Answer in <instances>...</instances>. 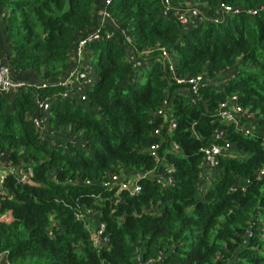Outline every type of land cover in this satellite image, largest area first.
Returning <instances> with one entry per match:
<instances>
[{"label": "trees", "instance_id": "obj_1", "mask_svg": "<svg viewBox=\"0 0 264 264\" xmlns=\"http://www.w3.org/2000/svg\"><path fill=\"white\" fill-rule=\"evenodd\" d=\"M98 2L0 0V60L24 79L63 75ZM171 2L201 14L183 26L173 13H162L161 0L108 4L119 27L88 46L95 74L88 100L51 105L50 125L79 133L83 147L41 140L29 118L32 86L0 94V158L6 155L13 166L0 187V264H264V176L258 175L264 165V0ZM122 31L132 37L133 58ZM158 47L175 53L178 77L216 78L229 68L235 75L221 88L201 86V102L192 106L158 61ZM143 49L152 52L133 65ZM234 93L257 136L223 126L235 156L219 157L215 178L201 193V149L221 126L214 121L219 102ZM165 97L174 98L177 127L165 135L155 165L144 149L157 141L160 119L153 112ZM172 141L178 153L165 152ZM165 162L174 166L173 188L160 189L149 177L139 179L138 194L115 196L116 186H105L111 174L155 170ZM26 167L37 185L21 180ZM90 222L103 224L99 240Z\"/></svg>", "mask_w": 264, "mask_h": 264}, {"label": "built area", "instance_id": "obj_2", "mask_svg": "<svg viewBox=\"0 0 264 264\" xmlns=\"http://www.w3.org/2000/svg\"><path fill=\"white\" fill-rule=\"evenodd\" d=\"M110 1L111 0H102L100 7L99 5L97 6L95 11L96 22L93 23L92 27L82 34L76 41L70 56V67L63 75L49 80L24 79L16 75L5 62L0 61V94L9 97L12 93L24 88L25 85L32 86L35 90V112L30 115L29 118L39 133L41 140L48 141L52 146L62 145L68 141H72L74 143H80L83 147V141L80 139L79 133L72 134L69 130H56L50 125L49 119L52 116L51 105L56 101L62 100H69L79 104L88 100L89 97L87 90L92 87V82L95 77L93 64L91 62L92 59L87 58V53L89 52L88 46L92 42L101 40L102 38L112 37L114 31L113 28L119 27L118 23L107 10ZM161 2L162 13L164 15L173 13L177 21L183 26H188L193 23L201 14L198 7L181 8L179 5L173 4L171 0H161ZM222 7L226 11L231 10L228 6L222 5ZM122 33L125 42L129 44L128 55L130 58H133L131 55L135 52V46L132 37L127 35L124 31H122ZM156 50L158 52V61L167 68L169 75L180 85L177 90L178 93L184 95L192 106L201 102L199 93V88L201 86L208 85L215 88H221L229 77L235 75V71L229 68L220 73V76L216 78L210 76L206 77L203 74L178 77L175 72V64L177 62L175 53H171L166 47H158ZM151 52V49H143L138 53V60L132 64L139 66L144 57ZM59 86L63 87V89L57 88ZM173 99L174 98L165 97L161 102V106L157 111L153 112V115L160 119L159 126L155 127L153 130V135H155L157 141L150 144L144 149V151H146L154 160L155 165L160 163V160L163 158L159 154V149L161 143L165 140V135H171L177 127V118L173 111ZM214 113V121L221 126L213 129L212 142L201 149L203 153V161L201 163L202 171L199 181H202V185H206V188L210 186L212 179L215 178L216 168L219 164V157L235 156L233 149H231V142L226 138L227 130L223 126H232L236 132L245 137L257 136L255 121L247 114L245 108L240 102L238 94H231L225 100L219 102ZM55 134H60L63 138L55 141L51 137ZM166 151L170 153H178L180 151V146L172 141L165 152ZM5 156L6 155H2L0 160ZM173 171L174 166L169 162H165L164 166L156 168L155 170H145L144 168L132 172L124 170L122 173L111 174L105 182V186L115 185L117 188L115 196H118L119 192L122 190H126L131 195L138 194L141 190L139 179L149 177L160 189L173 188L175 185ZM22 174L21 180H23L25 176H29V167H26V171ZM6 175L3 174L0 176V187L3 184ZM258 175L259 177L264 176V165L259 169ZM245 183L246 181L244 180L236 186L242 188ZM206 188L203 187L201 193ZM94 224L96 223L90 222L88 225ZM96 226V230L91 233L95 240H99L104 226L103 224H96Z\"/></svg>", "mask_w": 264, "mask_h": 264}, {"label": "rangeland", "instance_id": "obj_3", "mask_svg": "<svg viewBox=\"0 0 264 264\" xmlns=\"http://www.w3.org/2000/svg\"><path fill=\"white\" fill-rule=\"evenodd\" d=\"M101 3H102V0H99V2H98L99 7H100ZM95 22H96V13L94 15V23ZM97 55H98V53H97ZM141 81H144V78ZM56 130H59V129H56ZM51 137L55 141L61 140L63 138V136H61L60 134H55V135H52ZM26 163H28V160H23L21 162V164H23V165H25ZM11 169H12V164L10 163V161L8 160V158L6 156L3 157L0 160V176L3 175V174L6 175L8 173V171L11 170ZM21 170H22V172L26 171V170L24 171V168H22ZM210 180H211V177H210ZM203 187L206 188V185H202V181H199L198 190L200 192L203 189ZM96 228H97L96 224L89 225V229L91 230V232L96 230Z\"/></svg>", "mask_w": 264, "mask_h": 264}, {"label": "water", "instance_id": "obj_4", "mask_svg": "<svg viewBox=\"0 0 264 264\" xmlns=\"http://www.w3.org/2000/svg\"><path fill=\"white\" fill-rule=\"evenodd\" d=\"M23 181L24 182H27V183H29V184H31V185H37L29 176H25L24 178H23Z\"/></svg>", "mask_w": 264, "mask_h": 264}, {"label": "crops", "instance_id": "obj_5", "mask_svg": "<svg viewBox=\"0 0 264 264\" xmlns=\"http://www.w3.org/2000/svg\"><path fill=\"white\" fill-rule=\"evenodd\" d=\"M97 1H99V0H97Z\"/></svg>", "mask_w": 264, "mask_h": 264}]
</instances>
